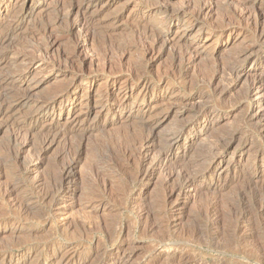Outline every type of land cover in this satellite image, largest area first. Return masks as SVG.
Segmentation results:
<instances>
[{
	"label": "rangeland",
	"instance_id": "obj_1",
	"mask_svg": "<svg viewBox=\"0 0 264 264\" xmlns=\"http://www.w3.org/2000/svg\"><path fill=\"white\" fill-rule=\"evenodd\" d=\"M70 1L0 0V27L12 19L17 20L13 42L0 45V82L3 84L0 86V101L8 98L7 102L13 104L12 94H22L26 90L28 95L27 104L20 108L17 106L16 111L4 121L0 118V162L12 147L21 152L17 159L19 165L28 166L27 169H20L17 174L19 180L13 182L18 184L16 197L26 201L33 189H40L41 178L48 177L53 168L66 164L72 156L78 157L72 171V182L65 186L69 191L66 197L53 203L44 216L23 215L14 229L1 230L0 236L6 237L7 231L11 230H35L39 243L54 246L55 251L50 249L45 254H39L32 264H56L57 252L64 251H67L68 258H78L75 264H116L113 261L115 257L122 260L119 264H174L183 252L192 256L190 261H201V264H264V114L253 119V123L247 118L252 110L261 106L253 104L250 96L254 86H258L254 81L262 79L264 88V45L255 27H252L256 25L254 15L258 14L260 29L264 28V3L257 5L253 14L245 8V3L250 0H159L161 3L158 0H100L89 10L96 23L94 35L85 36L71 28L75 15H69L66 10ZM203 5L202 17L194 21L191 14L197 6ZM162 7L171 11L187 8V12L180 19L162 22ZM142 21H148L151 27L165 33V42L168 41L158 45L145 37L137 27ZM46 25L51 28L49 32L57 42L48 48L47 60L65 64V59L73 56L76 46L78 54L84 58L82 69L85 76L75 81L77 91L70 92L60 107L57 104L46 112H33V120L57 121L62 129H66L70 116L77 113L82 117L78 126L87 128V131H82L80 135L72 134V137L69 135V138L67 136L51 146L42 164L38 165L32 159L33 146H24L29 141L28 137L21 132L14 134L13 127L25 121L37 101L59 91L65 80L72 81V67L48 71L37 64L28 66L21 58L25 42L28 44L31 38L32 41L45 42L42 36H37V29ZM185 46H189V53L180 55ZM245 47L252 49V56L249 54L242 62L239 56ZM106 48H111L108 56L104 54ZM77 62L74 65L78 68ZM5 75L8 77L3 80ZM10 78L16 79L15 84ZM144 79L149 80L150 86L153 85L148 92L141 89ZM111 86L112 91L107 93ZM202 103L216 111L214 114L218 116V121L208 127L199 123L190 131L192 144L176 153L178 161L173 170L172 163L167 161L170 159L169 135H176L177 131L190 125ZM124 104L127 109L121 115ZM88 109L92 112L85 117ZM110 110H115V115L111 113L112 118H105L104 113ZM144 111L147 112L144 118L167 116L152 131L153 134L142 130L140 119L135 118ZM149 134L154 137L153 154H168V159L156 162L157 169L146 165L145 169L151 176L141 185L137 182L136 152ZM207 152L210 155L220 154L223 161L213 163ZM153 154L151 152V157ZM219 163L220 176L208 180L204 173L217 168ZM14 167L13 162L8 160L0 169L4 175L0 177V221L16 220L20 216L15 205L17 198L8 199L3 192ZM181 168L195 175L199 171L196 176L201 180L197 179V183H201L202 189L196 192L187 184L176 187L177 190L180 188L181 200L172 208L167 195L175 182L166 183V174L182 171ZM14 172L17 173L16 170ZM209 183L211 186H208ZM30 205L33 208L39 206ZM205 210L218 212L221 222L217 228H209L208 220H213V213L209 215ZM247 212L251 213L248 215ZM232 222L237 224L232 227ZM239 223L244 224L241 232L236 237L230 235L233 234L231 228ZM41 250L37 247L12 250L11 264H20ZM155 255L156 259L152 260Z\"/></svg>",
	"mask_w": 264,
	"mask_h": 264
},
{
	"label": "bare ground",
	"instance_id": "obj_2",
	"mask_svg": "<svg viewBox=\"0 0 264 264\" xmlns=\"http://www.w3.org/2000/svg\"><path fill=\"white\" fill-rule=\"evenodd\" d=\"M100 0H71L70 3L68 4V6H66V10H68V14L69 15H72L71 13H73L75 15V20L73 21L72 25H71V28H74V29H77V31L79 32L80 35H85V36H88V35H91L93 34V30L94 29V24L96 25V23H94V19L93 17H91L89 15V10L92 8V7H95V4L97 2H99ZM159 1V0H158ZM162 1V0H161ZM160 2V1H159ZM158 2V3H159ZM206 2V1H205ZM161 3V2H160ZM245 3V2H244ZM243 3V4H244ZM264 3V0H250L249 2H246L245 3V8L249 11H251V13L253 12V14L255 13V11H257V5H262ZM101 4V3H100ZM205 4V3H204ZM204 6H197V8H195L196 10H194L193 14H191V18H193L194 21H198L200 16L203 14V9H204ZM244 6V5H243ZM62 9V8H61ZM65 9V7H64ZM160 9V8H159ZM171 9V8H170ZM177 9V8H176ZM174 9L175 11H171L169 10V8H166V7H162L161 8V11L160 12L162 15V17L160 18V20L162 22H164V20H168V19H180L182 15H185L186 14V10L187 8H183V9ZM244 8H242V10H246ZM189 10V9H188ZM259 10V9H258ZM261 10V8H260ZM259 10V11H260ZM95 12V11H94ZM245 12V11H244ZM248 12V11H247ZM96 13V12H95ZM260 13V12H259ZM250 14H248L249 16ZM73 17V16H72ZM202 17V16H201ZM74 18V17H73ZM253 18V17H252ZM254 21H255V26L253 25L252 27L254 28L255 27V32L258 36V38L260 39V41H262L263 45H264V28L263 29H260V26L259 25V22H258V14H255L254 15ZM262 20V18H260ZM97 20V19H96ZM16 21L17 20H13L10 21L8 24L6 25H3L2 27H0V33H1V37H0V45L1 44H7V43H12L13 42V37L14 34L16 33L15 32V29H16ZM226 21V20H225ZM251 21V20H250ZM140 22V21H139ZM148 21H142L139 25H137V27H139L141 30H142V34L147 37V38H151L149 40H152L155 44H161L163 41L165 42V40L167 38L165 33H163L161 30H158L157 28H153L151 27V25H149L147 23ZM202 22V21H201ZM252 22V21H251ZM203 23V22H202ZM226 23V22H225ZM254 23V22H252ZM231 24V23H230ZM264 24V23H263ZM203 25H206L203 24ZM208 25V24H207ZM221 25V24H220ZM225 25V24H224ZM211 26V25H210ZM215 26V25H214ZM218 26V25H217ZM263 26V25H262ZM49 27V25H48ZM47 25L46 26H42L41 29H37L38 31V34L37 35L38 37L39 36H42L44 39H45V42L40 43L37 41H32L30 38V40H28V44L25 42L26 45H24V53L21 54V58L25 61V64L26 65H40L41 68L45 69V70H48V71H59L60 69H65V68H71L72 67V70H71V80L72 81H66V83L63 84V82H61L63 85L59 86V87H55V88H60L58 89L59 91H57L56 93H54L53 95H51L50 97L46 98V99H42V100H39L35 103L34 107H33V111L30 113V115L27 117L26 115V119L23 123L21 124H14L15 126L13 127L14 128V134L17 132H21V133H24L26 135V137H28L29 141L26 142V144L24 145L25 147L26 146H33V149H34V154L32 155V159H34L38 165H41L42 164V160L44 158V155L45 153L47 152V150L53 146L54 144H56L57 142H59L60 140L62 139H65L69 138V135H71L72 137V134L75 135V133H78L79 135L82 133H85L87 131V128H81L78 126V123L80 122L81 118L79 117V115H71L70 118L68 119V127L66 129H62L63 126L60 124V122H57V121H52L51 122H47L48 120L47 119H40V120H33V112H46L47 110H49L50 108H53V107H56L57 104H59V107L61 106L62 104V101L65 97L68 96V94L70 92H74V91H77V84L75 83V81L77 79L80 80V78L84 75L83 73V66H84V58L82 60V58L80 57V55L78 54L79 53V49L77 50V47L74 46V49H73V56L71 55L70 58H67L65 59L66 62L64 61L65 64H61L60 62L62 61H52L51 60H47L49 59L48 58V48H50L51 46H53L54 44H56V38L49 32V29L51 28H48ZM225 26H223L222 28H224ZM212 28V27H211ZM214 29H217V27L215 26ZM139 30V29H138ZM221 30V29H220ZM254 30V29H253ZM218 31H219V28H218ZM254 32V33H255ZM253 33V34H254ZM139 34V32H138ZM255 34V36H256ZM79 35V36H80ZM94 35V34H93ZM141 35V34H140ZM139 35V36H140ZM34 36V35H33ZM32 36V37H33ZM36 36V35H35ZM92 38V37H91ZM90 38V39H91ZM145 39V38H144ZM36 40V39H35ZM168 41V40H167ZM166 41V42H167ZM259 41V40H258ZM259 41V42H260ZM165 42V43H166ZM76 44V43H75ZM8 45V44H7ZM157 45V46H158ZM156 46V45H155ZM186 47V46H185ZM183 48L181 50V54L180 55H184L186 52L189 53L188 49H189V46L186 47V48ZM246 49H242L243 51L241 52V55L239 57H241L240 59H242L241 61L243 62L247 57L248 55L250 54L251 55V52H252V49L251 48H247L245 47ZM150 50V49H148ZM77 51V52H76ZM127 51V50H126ZM148 52V51H147ZM180 52V51H179ZM256 52V51H255ZM254 52V53H255ZM146 53V52H145ZM150 53V51H149ZM175 53V52H174ZM104 54L105 56H108L109 54H111V48H106L105 51H104ZM240 54V52L238 53ZM177 55V54H175ZM175 55L173 57V59L175 58ZM179 55V53H178ZM187 55V54H186ZM104 56V57H105ZM143 56V55H142ZM252 56V55H251ZM59 57V56H58ZM183 60L184 57L181 56ZM238 57V55H237ZM243 57V58H242ZM51 58V57H50ZM61 58V57H60ZM179 58V57H177ZM176 58V60H177ZM2 59V58H1ZM56 59V58H55ZM54 59V60H55ZM58 59V58H57ZM106 59V58H104ZM109 59V58H108ZM263 59V58H262ZM59 60V59H58ZM79 60V61H78ZM79 63H78V62ZM142 61V60H141ZM144 61V60H143ZM238 62V60H235V62ZM241 61L239 63H241ZM75 62L78 63V68L76 67ZM103 62V61H102ZM181 62V61H180ZM251 62V61H250ZM2 63V62H1ZM141 63V62H140ZM144 64V63H143ZM259 64V63H258ZM68 65V66H67ZM71 65V66H70ZM105 65V64H104ZM109 65V64H108ZM140 65V64H139ZM142 65V64H141ZM145 65V64H144ZM239 65V64H238ZM241 65V64H240ZM253 66V65H252ZM251 66V67H252ZM137 67V66H136ZM144 67V66H143ZM146 67V66H145ZM144 67V68H145ZM239 67V66H238ZM237 67V68H238ZM245 67V66H244ZM249 67V66H248ZM139 68V67H138ZM142 68V67H141ZM143 68V69H144ZM236 68V66H235ZM232 69V68H231ZM138 70V69H136ZM136 70H134V73L136 72ZM146 70V68H145ZM239 70V69H238ZM23 71H26V70H23ZM142 71V70H141ZM144 71V70H143ZM142 71V72H143ZM232 72V71H231ZM22 73V71H21ZM26 74V73H24ZM233 74V73H232ZM241 74V72H240ZM238 74V75H240ZM247 74V73H246ZM70 75V76H71ZM237 75V76H238ZM85 76V75H84ZM88 76V75H87ZM236 76V78H237ZM8 77V75L4 76L3 80H5L6 78ZM20 77V75H19ZM12 78V77H11ZM10 78V79H11ZM21 78V77H20ZM19 78V80H20ZM25 78V77H24ZM147 78V77H145ZM259 78V77H257ZM70 79V78H69ZM84 79V78H83ZM82 79V80H83ZM254 79V78H252ZM18 80V81H19ZM16 79H11V82H15ZM21 81V80H20ZM149 80H143L142 81V84H141V89L142 90H145V92L147 90H150L151 87L153 86H150ZM68 82V83H67ZM78 82V81H77ZM141 82V81H140ZM255 85H258V86H254L255 87V91L253 90V92L251 93V98H252V103L255 104V105H258L260 106L259 109L257 110H252L250 113H249V116L247 118H249L248 120H250L252 122L253 119L257 118L258 116H262L263 117V114H264V91H263V81L262 79H256L255 81ZM1 83V82H0ZM26 83V82H25ZM253 83V82H252ZM2 84V83H1ZM11 84V83H10ZM15 84V83H14ZM21 85V84H20ZM0 86H3L0 85ZM13 86V85H12ZM15 86V85H14ZM18 86V85H17ZM216 87V86H215ZM214 87V88H215ZM218 87V86H217ZM110 89L108 90L107 93L111 92L112 91V86L109 87ZM190 88V87H189ZM263 88V89H262ZM3 89V87H2ZM13 89V87H12ZM140 89V90H141ZM156 89V88H155ZM216 89V88H215ZM222 89V88H221ZM221 89L219 90V93L221 92ZM4 90V89H3ZM17 90V89H16ZM57 90V89H55ZM217 90V89H216ZM153 91V90H152ZM214 91V90H213ZM223 91V89H222ZM16 92V91H15ZM14 92V93H15ZM26 92V90H25ZM22 93V94H12L11 97L14 98V103H10V102H7V99L8 98H4L5 99L3 102L0 103V118L2 121H4V118L5 117H10L9 115L13 112L16 111V108H18L19 106H24L25 104H27V99H28V95L26 93ZM148 92V91H147ZM152 94V92H151ZM250 94V93H249ZM9 95V94H8ZM6 96V95H5ZM152 96V95H151ZM217 94L214 96L216 97ZM219 96V95H218ZM9 97V96H8ZM70 98V97H69ZM222 98V96H221ZM250 98V99H251ZM1 99V100H3ZM6 101V103H5ZM9 101V100H8ZM13 101V100H12ZM179 101V99H178ZM220 101V100H219ZM223 101V100H222ZM173 102V101H172ZM221 102V101H220ZM171 103V102H170ZM173 103H177V102H173ZM171 103V104H173ZM180 103V101L178 102ZM177 103V105H178ZM96 105V103H94ZM127 104V103H125ZM122 105V110H121V115L123 113V111L125 109H127V106L126 105ZM212 104V103H210ZM88 105V104H87ZM86 105V106H87ZM95 105L93 107H95ZM168 106L170 105L169 103L167 104ZM181 105V104H180ZM185 105V104H183ZM182 105V106H183ZM203 105V103H202ZM214 105V104H212ZM217 105H219V103H217ZM222 105V104H221ZM18 106V107H17ZM32 106V105H31ZM174 106V105H173ZM173 106H171V111H172V108ZM176 107V106H175ZM216 107V105H215ZM220 107V106H219ZM20 108V107H19ZM86 108V107H85ZM97 108V107H96ZM180 108V107H179ZM257 108V107H256ZM178 109V108H176ZM175 109V110H176ZM196 109V108H195ZM216 109V108H214ZM221 109V108H220ZM219 109V110H220ZM15 110V111H14ZM97 110V109H96ZM130 110V109H129ZM145 110V109H143ZM142 110V111H143ZM213 110V109H212ZM211 110V107L210 106H206L205 104L203 106L200 105V107L196 110V118L195 120H193V122L190 124V125H187L186 128H182L180 131H177V134L173 136L172 135H169V140L168 139H165V140H168V145H169V155H170V159L167 160V161H170L172 163V168H173V165L176 164V161L177 160V155L176 153L179 151V150H186L187 148L190 147V144L191 143V139H189V133L191 130H193L197 124L201 123L202 126H205V127H208L209 125H214L218 118V116H216L214 113L216 112H213ZM111 112H106L104 113V117L106 118V116H111V113L115 115L116 111L115 110H110ZM140 111V110H139ZM147 111V110H146ZM166 111V110H165ZM90 112H92L91 109H88V111L86 112L85 114V117L86 115H90ZM97 113V111H94ZM138 112V111H137ZM135 112V114L137 113ZM248 112V111H247ZM95 113V114H96ZM120 113V112H119ZM160 113V112H159ZM172 113V112H171ZM79 114V113H78ZM93 114V113H92ZM94 114V116H95ZM134 114V116H135ZM147 112H140L137 114V117L135 118H139L140 119V128L142 130H144L145 132L148 131V133H152V131H154V129L159 125L160 122L164 121L167 116H161L160 118H153L154 114L152 115L153 117L151 116H147V118H144L146 116ZM156 114V113H155ZM174 114V113H173ZM12 115V114H11ZM169 115V114H168ZM193 115V114H192ZM159 116V115H158ZM84 117V119H85ZM126 117V116H125ZM133 117V115H132ZM157 117V114L156 116ZM222 117V116H221ZM261 117V118H262ZM112 118V116H111ZM117 118V117H116ZM134 118V117H133ZM171 118V117H170ZM174 118V117H173ZM193 118V117H192ZM93 119V118H92ZM119 119H121V117L119 116ZM118 119V120H119ZM6 120V119H5ZM117 120V121H118ZM134 120V119H133ZM260 120V119H258ZM0 121V122H2ZM50 121V120H49ZM86 121V120H85ZM83 121V122H85ZM122 121V120H121ZM125 121V120H123ZM127 121V120H126ZM88 122V121H87ZM110 122V121H109ZM189 122V121H188ZM248 122V121H247ZM251 122H248V123H251ZM254 122V121H253ZM252 122V123H253ZM111 123V122H110ZM124 123V122H123ZM138 123V122H137ZM135 123V124H137ZM67 124V122L65 123ZM80 124V123H79ZM100 124V123H99ZM121 124V123H120ZM3 125V124H2ZM6 124H4L5 126ZM82 125V124H81ZM62 126V128H61ZM93 126V125H92ZM201 126V127H202ZM85 127V126H84ZM199 127V128H201ZM210 127H213V126H210ZM3 128V126H2ZM139 128V129H140ZM198 128V129H199ZM96 129V126L93 128V130ZM98 129V128H97ZM138 129V130H139ZM140 129V131H141ZM211 129V128H210ZM213 129V128H212ZM176 130H177V127H176ZM90 131V130H89ZM210 131V130H209ZM174 132V131H173ZM172 132V133H173ZM176 132V131H175ZM195 132V131H194ZM197 132V131H196ZM203 132V131H202ZM82 133V134H83ZM141 133V132H140ZM144 132H142L143 134ZM147 133V134H148ZM171 133V134H172ZM90 134V133H89ZM146 134V133H145ZM146 134V135H147ZM153 134V133H152ZM152 134L149 136V137H146L145 140H143V142L141 143V148L140 150H138L136 152V154H138V173L136 174L137 175V182L141 185H143V181L150 177L151 175L148 174L149 172H147V169H145V166L148 164L151 166H154V169H157L156 167H158L156 165V162H160L161 159L165 158V159H168L167 155L168 154H158L157 156H155V152L153 154V147H152V142H153V139H152ZM192 134V133H191ZM195 134V133H194ZM120 136V135H119ZM15 137V136H14ZM76 137V136H75ZM79 137V136H78ZM124 137V136H123ZM193 137V136H192ZM34 138L36 139L34 141ZM154 138V137H153ZM14 139V138H13ZM123 139V138H122ZM126 140V139H125ZM164 140V141H165ZM123 141V140H122ZM121 141V142H122ZM14 142H16V139H14ZM126 142V141H125ZM126 144V143H125ZM166 146V145H165ZM110 147V145L108 146ZM168 147V146H167ZM166 147V148H167ZM135 148V147H134ZM133 148V150H135ZM138 149V147H137ZM165 150V148H163ZM161 149V150H163ZM127 150V149H126ZM211 150V149H210ZM213 150V149H212ZM216 150V149H215ZM214 150V151H215ZM155 151V150H154ZM131 152H133L131 150ZM129 152V153H131ZM151 152H152V157H151ZM159 152V151H158ZM156 152V153H158ZM216 152V151H215ZM218 152V151H217ZM79 153V152H78ZM128 153V152H127ZM135 153V152H134ZM211 153V152H210ZM76 154V153H75ZM133 155V153H131ZM129 154V155H131ZM205 154V153H204ZM208 154V152H207ZM231 154V153H230ZM77 155V154H76ZM210 154H208L209 156ZM213 155V154H212ZM210 155L211 157H209V159L214 163L216 161L218 162H221L223 161V156H221L220 154H216L215 155ZM21 156V152L18 150V149H15V148H9L6 152V155H5V158L3 160V162H0V169L3 168L4 166V163H6V161L8 162L9 161H12L13 164H14V171L16 170V174L15 172L13 171L10 172L11 174H9V178H8V183L6 182V186L5 188L3 189V192L5 193V196L8 198V199H12V200H15V198H17L16 196V186L18 185L17 183H13L14 180H19L18 177H20L19 175V172H20V169H27V164L26 165H23V166H20L17 162V159H19ZM137 156V155H135ZM154 156V157H153ZM204 156V155H202ZM201 156V157H202ZM132 157V156H130ZM204 158V157H203ZM68 159V158H67ZM137 159V158H135ZM199 159V158H198ZM207 159V158H206ZM208 159V160H209ZM231 159V158H230ZM77 160H78V157H74L72 156V158H70L69 162H67L66 164H61L62 166L58 167V168H53V171L50 175H48V177H45V178H41L39 180V183H40V189H33V191L30 192V195L28 197V199L26 201H22L20 199H16V204L17 207L19 208V213H20V216L16 217V220H7V221H0V231L1 230H6L8 228V230L10 229H14V225L16 222H19L22 220V216L25 215V214H35L37 217H40V216H44L46 214H48L49 212V209L51 207V205L55 202H57V200H61L63 199L64 197H66L67 193L69 192L68 191V188L65 187L67 186L68 184H70L72 182V171H73V168L74 166L77 164ZM172 160V161H171ZM225 160V159H224ZM205 161V160H204ZM202 162V161H201ZM200 162V163H201ZM210 162V161H209ZM163 163V162H162ZM169 163V162H167ZM199 163V162H198ZM197 163V164H198ZM207 163V162H206ZM213 163H211L213 165ZM165 164V163H164ZM204 164V163H203ZM216 164V163H215ZM162 165V164H161ZM160 166V165H159ZM165 166V165H164ZM205 166V165H204ZM220 163L218 164V167L217 168H214V169H209L208 171H206L204 173V175H206L207 179L208 180H214L215 178L219 177L220 176ZM23 167V168H21ZM55 167V166H54ZM175 167V166H174ZM203 167V166H202ZM170 168V167H169ZM177 168V167H175ZM201 168V167H200ZM206 168V167H205ZM168 169V167H167ZM174 170V168H173ZM182 170V168H181ZM186 170V168H185ZM189 170V169H188ZM201 171V169H199ZM205 170V169H203ZM156 171V170H155ZM171 171V170H169ZM189 171H184V169L182 171H176V172H173V173H169V174H166V180L164 178V180L166 181V183H170V182H175L174 186L172 187V189L169 191L168 195H167V201L170 202V204L172 205V208L177 205L180 200H181V195H180V188L175 189L176 187H181L180 185L181 184H187L189 187H192L193 191H200V185L197 183V179H199L196 175H198L197 173L199 172H196V175L195 174H190V173H187ZM23 173V172H22ZM151 173V172H150ZM202 173V172H201ZM135 175V176H136ZM1 176H4L3 173H0V177ZM165 177V176H164ZM135 178V177H134ZM220 179V178H219ZM13 180V181H12ZM201 180V179H199ZM11 181V182H9ZM135 181H136V178H135ZM146 181V180H145ZM206 182V180H204ZM13 183V184H12ZM170 185V184H169ZM199 185V186H198ZM205 185V184H204ZM218 185V184H217ZM208 186H211V184L209 183ZM221 186V185H220ZM205 187V186H204ZM219 187V186H218ZM212 188V187H211ZM204 189V188H203ZM222 189V187H221ZM214 190V189H213ZM216 192V191H215ZM218 193V192H217ZM216 193V194H217ZM264 197V196H263ZM263 200V199H262ZM261 201V199L259 200ZM166 202V201H165ZM244 202V201H243ZM30 203H33L34 205H39L38 207L36 208H33L32 205H30ZM260 203V202H259ZM262 203V202H261ZM258 204V203H257ZM264 204V203H263ZM252 205V204H250ZM254 205V204H253ZM252 205V206H253ZM258 205H261V204H258ZM208 206V205H207ZM210 206V205H209ZM214 207L217 205H213ZM255 206V205H254ZM212 207V206H211ZM247 207H249L247 205ZM262 207V206H260ZM209 208V207H208ZM207 208V209H208ZM213 208V207H212ZM212 208L210 210H212ZM253 208V207H252ZM251 209V208H250ZM256 209V208H255ZM210 210H205L207 214H211L213 213V217L211 219H213L212 221L211 220H208L209 222V228L211 227H216L219 225V222H221L217 216L218 212H214L213 211H210ZM249 210V209H248ZM254 211V209L252 210ZM167 213H170V212H167ZM243 213H244V210H243ZM248 215L251 213L247 212ZM172 214V213H171ZM241 214V213H240ZM239 214V215H240ZM165 215V213H164ZM245 215V214H244ZM169 216V215H167ZM175 216V215H174ZM172 216V217H174ZM206 216V215H205ZM204 216V218H205ZM166 217V216H165ZM170 217V216H169ZM211 217V216H210ZM240 217V216H239ZM247 217V216H246ZM245 218V217H244ZM167 219L170 220V218L167 217ZM172 219V218H171ZM210 219V218H209ZM242 219V218H241ZM243 220V219H242ZM245 220V219H244ZM211 221V222H210ZM234 221H235V218H234ZM240 221V220H239ZM238 222V221H237ZM241 222V221H240ZM170 223V222H169ZM236 223V222H235ZM232 222V227L234 226V224ZM237 224V223H236ZM247 224V223H246ZM208 225V224H207ZM244 226L243 223H239V225L235 226V228H231L233 229V234H230V235H234V237H236V234L241 230V228ZM248 226V225H247ZM208 228V227H207ZM230 229V230H231ZM244 229V228H243ZM245 231V230H244ZM247 231V230H246ZM8 232V235H6V237H1L0 236V264H11L12 263V257L10 255V251L12 250H23V249H29L32 248V247H37V248H41L42 250L40 251V253L38 254H34L32 257H28V260H23L20 264H27L29 262L30 259H32L30 262V264H32L34 262V259L36 260V258L39 256V254H45L47 253L50 249H53V251H55V248L53 245H46V244H41L37 241L36 239V231L33 230L31 232L29 231H22V230H15V231H7ZM241 232V231H240ZM243 232V231H242ZM226 233V232H225ZM230 233H232L230 231ZM244 233V232H243ZM229 235V233H226ZM0 235H2V233H0ZM219 235V234H218ZM217 235V237H218ZM223 235V234H222ZM239 235V234H238ZM237 235V237H238ZM212 236V235H211ZM209 236V237H211ZM216 236V235H215ZM214 236V238H216ZM6 239V240H4ZM217 239V238H216ZM214 239V240H216ZM237 240V239H236ZM217 242V241H216ZM264 243V242H263ZM165 244V243H164ZM167 244V243H166ZM169 244V243H168ZM175 244V243H174ZM173 244V245H174ZM178 244V243H177ZM213 244V243H212ZM179 245V244H178ZM167 246V245H166ZM163 247V246H162ZM172 247V246H171ZM178 247V246H177ZM182 246L180 245V248ZM220 247V246H219ZM227 247V246H226ZM225 247V248H226ZM173 249H175V247H172ZM171 248V249H172ZM218 248V247H217ZM172 249V250H173ZM184 249V248H183ZM227 249V248H226ZM177 250V249H176ZM174 250V251H176ZM179 250V249H178ZM185 250V249H184ZM186 251V250H185ZM180 252V251H178ZM58 253V256H56V264H75V263H78L77 261L78 258L76 257H71V258H68L67 257V251H64V252H57ZM173 253V252H171ZM181 253V252H180ZM178 253V254H180ZM172 257V255H171ZM190 257L192 256H188L187 253L185 254L183 252V254H180V256H178L177 258V263L174 261L173 263L174 264H201V261L200 262H197L196 263V260L195 261H190ZM156 259V255L154 257V259L152 260H155ZM174 259H172L173 261ZM194 260V259H193ZM116 264H119L122 262V260L120 261V258H114L113 260ZM36 262V261H35ZM169 263V262H168ZM171 263V262H170ZM152 264V263H151ZM154 264V263H153Z\"/></svg>",
	"mask_w": 264,
	"mask_h": 264
}]
</instances>
